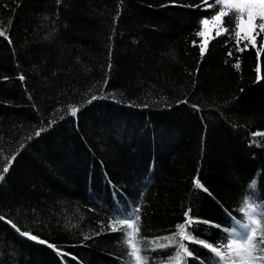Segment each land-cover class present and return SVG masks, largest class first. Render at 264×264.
Instances as JSON below:
<instances>
[{
  "label": "trees",
  "instance_id": "16d2710c",
  "mask_svg": "<svg viewBox=\"0 0 264 264\" xmlns=\"http://www.w3.org/2000/svg\"><path fill=\"white\" fill-rule=\"evenodd\" d=\"M221 11L0 0V264H136L126 232L146 264L179 243L186 264L218 259L178 225L218 246L245 196L264 204V31L241 39L230 9L201 56ZM134 208L138 228L116 223Z\"/></svg>",
  "mask_w": 264,
  "mask_h": 264
},
{
  "label": "snow or ice",
  "instance_id": "6c2138e0",
  "mask_svg": "<svg viewBox=\"0 0 264 264\" xmlns=\"http://www.w3.org/2000/svg\"><path fill=\"white\" fill-rule=\"evenodd\" d=\"M225 8L233 7L235 8L238 15H236V29L237 36L241 34L243 30V24L245 23V17H247L246 22L252 24L255 28L257 25L254 24V20L259 17L264 21V0H219ZM243 9V11H242ZM250 10H255L250 12ZM224 15V12L221 11L219 15L213 17L214 20H218L221 16ZM201 24H207V20H201ZM258 27L264 31V23L258 25ZM201 35L203 32L200 33ZM0 35H4V32L0 30ZM247 38V34H245ZM204 48H201V56L204 55ZM238 67V65H237ZM23 79V77H21ZM96 96H93L92 99H96ZM72 114L75 115L77 109H71ZM39 133H37L38 135ZM254 135H261V133H256ZM258 146L261 145L260 141H253ZM8 168H4V172H7ZM3 177L0 176V180ZM196 187H202L199 183L196 184ZM256 187V182L252 181L249 185L251 190H254ZM139 208H134L133 212L127 216H116L114 219L117 224L127 225L129 229L133 228V220L139 221ZM240 211L244 216L243 221H234L235 226L231 230H226L227 234L224 241H221L218 246H213L209 242L199 241L194 235L184 230L183 225H178L183 239H186L193 243H202L203 247L210 248V250L215 254V257L212 264H264V204L256 203L254 199V193H250L245 196L244 201L241 205ZM188 216V213H185ZM18 230V229H17ZM113 231H117V228L114 226ZM21 235H28L25 232H21ZM129 239L125 240V243H128L130 247L133 248V251L130 253L136 259V264H146V257L140 255L141 253V242L139 240L132 241L131 238L133 233L126 232L124 234ZM30 239H36L34 236H29ZM87 238V237H85ZM43 242V241H40ZM187 255H192L189 252L187 246L183 243H179L178 251L175 256L177 264H186L184 257Z\"/></svg>",
  "mask_w": 264,
  "mask_h": 264
},
{
  "label": "rangeland",
  "instance_id": "374dc122",
  "mask_svg": "<svg viewBox=\"0 0 264 264\" xmlns=\"http://www.w3.org/2000/svg\"><path fill=\"white\" fill-rule=\"evenodd\" d=\"M234 2H235V0H234ZM223 7H224V5H223ZM230 9H235V8H233V7L225 8V11H223L224 14L226 13V11H228ZM242 11H243V9H242ZM254 11L255 10H250V12H254ZM222 17L223 16H221L218 20H214V19L209 20L207 24H202L201 32H203V34L202 35L200 34L201 48H204L206 50L209 40L213 36L223 33V28L221 26L222 19H223ZM246 20H247V17H245V23L243 24V30L241 31V34L239 35V37L243 40H247L250 43H253L254 42L255 29L258 27V25H260L261 23H264V21L259 19V17L257 16V18L254 20V24L257 25V27L254 28L252 26V24L247 23ZM245 34H247V38H245Z\"/></svg>",
  "mask_w": 264,
  "mask_h": 264
}]
</instances>
